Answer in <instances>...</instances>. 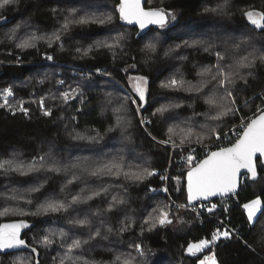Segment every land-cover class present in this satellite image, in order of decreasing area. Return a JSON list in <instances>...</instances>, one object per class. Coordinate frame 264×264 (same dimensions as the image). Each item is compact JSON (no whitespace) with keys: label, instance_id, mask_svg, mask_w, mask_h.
<instances>
[{"label":"trees","instance_id":"trees-1","mask_svg":"<svg viewBox=\"0 0 264 264\" xmlns=\"http://www.w3.org/2000/svg\"><path fill=\"white\" fill-rule=\"evenodd\" d=\"M118 4L117 0H19L15 6L0 7V17L4 18L0 21V63L4 64L0 65V93L5 88L13 90V96L7 98L9 107L0 108V162L11 160L13 167L23 164L27 170L33 163L40 168V157H45V168L62 169L59 173L40 170L27 175L0 170V224L23 220L31 226L23 229L22 239L28 247L10 255L0 254V264H61L62 258L70 264L65 253L73 239L88 240L71 253L75 264H122L129 254L132 264H199L213 253L219 264H264V215L259 216L256 228L249 234L247 225L242 227L243 209L237 206L256 196L264 201L263 168H258L257 182L242 181L238 196L226 200L230 202L226 209L199 221L170 203L186 205L184 177L190 170L188 157L200 162L203 158L198 147L215 140L209 134L200 142L193 137L181 145L185 134L182 129L193 127L207 132L215 127L223 135L241 124L242 119L253 117L258 105L264 106V63L257 61L252 69L239 68L237 64L242 57L251 58L250 54H264V28L252 25L243 15L247 11L264 12V0H147L146 9L164 8L175 19L170 16L169 27L151 30L138 40L137 30L120 22ZM83 16L86 23L79 22ZM100 20L105 23L100 24ZM26 35L35 37L28 43L32 46L17 47ZM101 41L116 46L98 47ZM153 44L155 51L149 48ZM205 48L209 51L205 52ZM217 53L225 56L220 62L225 71L253 73L248 77L246 92L237 93L242 111L223 121L210 119L219 111L207 102L213 98L210 89L215 90V82L201 93L188 90V82L195 86L211 79L198 72L211 69L212 74L216 73ZM45 55L53 57L52 66L45 64L46 59L42 64ZM133 64L135 67H131ZM140 75L148 78V91L146 103L137 113L129 94L133 100L139 98L129 78ZM173 77L185 81L179 91L161 86ZM238 86L244 87L241 82ZM77 88L82 95L65 103L61 93ZM220 95L222 92L217 93ZM254 95V103L243 107V101ZM41 99L51 116L42 114ZM20 102L28 115L18 110ZM0 104H5L3 95ZM175 104L182 107L163 115L157 112ZM9 108L16 109L15 114ZM118 115L125 124L109 131L116 125ZM141 118L150 123L142 126ZM77 136L83 138H74ZM169 136L168 144L158 143ZM121 157L125 171L131 165L133 171L148 168L156 174L143 181L125 180L123 175L119 179L89 175L99 164L119 161ZM166 176L169 197L158 193L164 186L161 177ZM178 179L181 186L175 182ZM105 188L107 193L103 192ZM93 190L100 195L72 204L74 196L83 201L93 195ZM113 197L125 203L106 212ZM49 200L68 207L44 214L42 205ZM160 209L169 211L173 223L157 225L149 231L151 217ZM71 220L89 223L81 227ZM124 227L128 230L121 233ZM108 228L112 231L108 232ZM217 229L239 230L251 248L235 240H220L200 255L188 256L189 244L211 240ZM96 230H100L101 237L89 240ZM62 232L67 236L62 237ZM46 236L52 240L51 245H45ZM134 244L141 245V253L130 247ZM32 248L37 251L33 253Z\"/></svg>","mask_w":264,"mask_h":264},{"label":"snow or ice","instance_id":"snow-or-ice-1","mask_svg":"<svg viewBox=\"0 0 264 264\" xmlns=\"http://www.w3.org/2000/svg\"><path fill=\"white\" fill-rule=\"evenodd\" d=\"M18 0H2L0 3V7H4L11 3H16ZM117 10L119 12L120 20L126 21L128 23L135 22L139 25L140 29L143 30L147 25H158L160 28H164L168 23V18L171 16L172 19H175L174 14L171 11H166L164 8H149L145 9L142 6L141 0H120V3L117 6ZM216 11V10H212ZM244 17L257 28H264V12L257 11H247L243 13ZM4 19L0 17V20ZM111 17H107L108 22L111 21ZM80 23H86V20L79 21ZM100 24H104L105 20H100ZM68 25L65 23L64 28L67 29ZM139 35V34H138ZM142 38V37H141ZM35 39V37H33ZM59 39V36L56 37ZM120 39H123L122 37ZM17 47L24 49L30 47L32 45L28 43L17 44ZM98 47H107L109 49L115 47V44H107L106 42H98ZM195 47L194 45H191ZM233 47H239V45H234ZM149 48L152 51L156 50L155 45H149ZM205 52L209 51V48L204 49ZM168 53H165L167 55ZM217 64L215 65L216 73L212 74L211 69H206L202 72H198V75L201 77L211 76L210 80L202 81L201 83L193 86L190 82L189 91H194L196 93H201L205 88H208L210 84L214 83V91L210 89L212 92V97L207 102L211 107H215L218 109V113L214 116H211L210 119L216 121H223L225 118L229 116H236L238 113L242 111L241 106L238 104L237 93L246 92L249 87L248 77L253 76L252 72H248L247 75H240L239 71L236 72H227L224 70V66L220 63L225 60V56L217 53ZM248 56L242 57L238 62L239 68L244 69H252L256 66L257 61L260 63H264V54L262 55H254L250 54ZM45 59L52 60V56H46ZM131 67H135L133 64ZM104 75H109L110 73H103ZM130 80L133 81V91L139 100H132V104H136V112L139 113L140 109L144 107L146 103V93L148 91V78L146 76L140 75L134 78L130 77ZM238 82H241L244 87H239ZM59 83H63L60 81ZM185 84L183 80H177L175 77L170 78L168 81L163 83L161 86L163 88H168L172 90L179 91L181 87ZM222 92V95L217 96V93ZM82 95L80 90L73 89L71 92L61 93V96L65 103L76 95ZM0 95H3L5 98V104H0V108L9 107L7 104V98L13 96V90L11 88H5ZM255 95L253 98L245 99L243 101V107H250L252 103H254ZM40 106L43 110L42 114L45 116H51V110L44 109V101L41 99ZM123 107V105L121 106ZM182 107V105L175 104L172 105L171 108H161L158 109L157 112L160 115H163L165 112H169L171 110ZM13 114H15L16 109L9 108ZM20 112L24 115H28V109L23 107V102H20V106L18 108ZM79 111V110H78ZM157 115V113H153V116ZM207 115V114H206ZM116 125L109 128V131H114L116 128H120L125 124V121L119 115L116 118ZM141 125L143 126L146 123H150V121L141 120ZM241 127L243 128L242 132H239L238 138L234 143H231L229 147H222L217 151H212L210 154L206 155V157L201 160L195 166H191L193 163L192 156L188 157V163L190 165V170L187 172V201L190 205L194 200L199 199H208L212 196H226L230 193H235L238 187V174H241L242 169H246L247 173L244 174L246 179L256 180L258 178L257 172V164L254 158L259 159V157H264V106L258 105L257 112L253 114V117L250 119H242ZM171 132V129L169 130ZM185 132L183 138L180 143L183 145L185 141L191 142L192 138L195 137L197 142H200L206 135H214L217 141L221 138V133L215 127L209 128L207 132L204 129H200L199 131L194 130L193 127H188ZM151 135V133H148ZM77 139H82L83 137H74ZM155 139V137H152ZM171 141V136L169 139L158 141L161 144H168ZM173 146L176 145L173 142ZM259 154V157H257ZM49 156L52 153L48 154ZM45 157H40V168H37L35 163L30 164L25 170V166L23 164H18L16 166H12L13 162L11 160L0 162V170L5 173L17 172L20 175H27L29 172L33 171H55L59 173L62 169L59 167L56 168H45L44 167ZM8 165V167H5ZM73 167H77V165H73ZM124 162L123 157L117 161L116 159L110 160L106 163L99 164L94 170L89 172L90 176L93 177H101V176H112L116 179H119L121 175H123L125 180L131 181H143L146 177L153 176L156 174L155 170H150L148 168H137V170L133 171L131 165L128 166V170H124ZM260 167H264V164H261ZM66 170V169H64ZM247 174H251L250 177ZM74 179L78 180L79 177H74ZM161 179H166V177H161ZM71 183V181H69ZM32 191H38V189L33 188ZM83 191V190H82ZM108 189H103L104 193H107ZM162 191H167V189H162ZM100 195V192L93 190V195H89L85 198V200H81L78 196H74L72 199V204L77 203H85L87 200L93 199L94 196ZM31 203V201H28ZM124 200L117 199L113 197V203L109 204V206L105 209L106 212H111L116 208V205L124 204ZM238 207H242L243 212L242 216V227L243 224L247 225V232L249 234L256 228L259 222V216L264 215L262 212V208H264V201L260 198V196H256L248 202H245L242 206L237 205ZM68 207L65 203L49 200L44 205H42V210L44 214L47 213H57L61 210H64ZM178 207L185 208L187 205L181 204ZM217 205L213 204L211 208H208L207 211L212 213L216 209ZM151 224L149 227V231L155 229L157 225L165 226L173 223V220L170 218L169 211L164 209H160L156 215L151 217ZM70 223L79 225L81 227L87 226V220H71ZM101 223H104L101 221ZM147 223V221L145 222ZM31 226L25 221L21 220L15 223L8 224H0V250H11V249H19V248H27L25 240L21 239V229H27ZM127 227L121 228L120 232L123 233L127 231ZM112 229L108 228V232H111ZM62 237H66V233H61ZM98 237H101L100 230H96L94 234L89 235V240H94ZM103 238H107L106 236ZM232 241L242 242L246 248H251L248 245L247 240L244 236L239 234V230L237 231H229L224 230L223 232L219 231V229L215 230L212 234V239H201L198 243L189 244L186 251L191 255H195L196 253L202 252L205 248H207L210 244H217L218 241ZM45 245H51L53 242L47 236L44 237ZM88 243V240H80L73 239L72 243L68 246L67 252L65 253V258L70 262V264H75V259L71 256V253L74 250L80 249L83 244ZM63 246V245H62ZM130 247H133L136 252L141 253V245L134 244ZM31 251L35 253L37 251L36 248H32ZM3 255H10L11 253L8 251H4L0 253ZM116 259L121 260L120 256H117ZM38 264V262H37ZM61 264H65L64 258L61 259ZM84 264H88L87 261ZM122 264H132V258L129 254V258L123 260ZM199 264H219L215 253L211 256L205 257V259L199 260Z\"/></svg>","mask_w":264,"mask_h":264},{"label":"water","instance_id":"water-1","mask_svg":"<svg viewBox=\"0 0 264 264\" xmlns=\"http://www.w3.org/2000/svg\"><path fill=\"white\" fill-rule=\"evenodd\" d=\"M118 3H120V0H117ZM146 2L147 0H141V3H142V6L145 8V5H146ZM146 9V8H145ZM118 15H119V12H118ZM119 19H120V16H119ZM120 22L125 26V27H128V28H131V29H134V30H137V36H136V40H138L140 37L146 35L149 31L151 30H158V29H163V28H160L158 25H152V24H149L146 26L145 29L141 30L139 25L136 24L135 22H132V23H128L126 21H122L120 20ZM169 18H168V23L167 25L164 27V28H167L169 27ZM139 34V35H138ZM257 157H259V154H257ZM255 159V162L257 164V172H258V168L260 167L261 164H264V157H259V159L257 158H254ZM203 160V159H202ZM264 169V167H261ZM247 173V170L246 169H242L241 170V174H238V187H237V191L235 193H230V194H227L226 196H212V197H209L208 199H199V200H194L190 205L188 204V201H187V191H186V188H187V173L185 174V177H184V183H185V195H186V205L187 207L185 208H193L197 205H203V206H208L212 203H215V202H220V201H225V200H228L230 198H235L236 196H238L239 192H240V188H241V185H242V180L245 178V175ZM249 177L251 174H247ZM246 179V178H245ZM259 179V173H258V178L256 180H251V179H247L249 183H255L257 182ZM23 229H21V236L20 238L22 239L23 237ZM21 250V248L19 249H11V250H0V253H3L4 251H8L10 252L11 254L13 253H17ZM203 251V250H202ZM187 252V251H186ZM202 252L200 253H196L195 255H200ZM188 255H191L189 253H187ZM193 256V255H192Z\"/></svg>","mask_w":264,"mask_h":264},{"label":"built area","instance_id":"built-area-1","mask_svg":"<svg viewBox=\"0 0 264 264\" xmlns=\"http://www.w3.org/2000/svg\"><path fill=\"white\" fill-rule=\"evenodd\" d=\"M49 56H51V55H49ZM19 59H18V62H20ZM53 61H54L53 59L52 60L46 59V64L51 65L53 63ZM96 75L100 76V74H96ZM242 131H243V128L241 127V124H239L237 127L233 128L232 130L228 131L227 133L221 135V138L219 141H217V139L215 137L214 142L207 144V145H204V146H199L198 149L200 150V154H201L202 158L204 159L206 157V155L210 154V152H212V151H217L222 147H229L230 144L234 143L235 140L238 138L239 132H242ZM198 163H199V161L194 160L191 166L194 167L195 164H198ZM167 181H168V176H166V179H163L164 186L162 188H160L158 193L160 195L169 197L168 191H162V189H167V183H168ZM170 203L172 204V206L179 208L178 206H176L171 201H170ZM205 207L206 206H203V205H197L193 208H181V209L186 211L187 213L191 214L192 216L195 217L196 220L199 221L202 218H204L205 215H207L205 210H204Z\"/></svg>","mask_w":264,"mask_h":264},{"label":"rangeland","instance_id":"rangeland-1","mask_svg":"<svg viewBox=\"0 0 264 264\" xmlns=\"http://www.w3.org/2000/svg\"><path fill=\"white\" fill-rule=\"evenodd\" d=\"M19 1V0H18ZM163 0H154V2H162ZM0 3H2V0H0ZM17 3V2H16ZM14 5L15 6V3H11V4H9V5ZM6 8V7H5ZM0 15H1V13H0ZM82 20H85V18H84V16H83V18H82ZM0 21H3V19L2 20H0ZM16 30H18V27H16L15 28V31ZM21 30V29H20ZM189 31V30H188ZM192 37V36H191ZM31 38H33L31 35H26V36H24V38L22 39V43H25V42H27V43H30V40H31ZM159 39V38H158ZM45 57H46V55L42 58V64L44 63V61H45ZM19 59V58H18ZM20 60V59H19ZM177 60H179V59H177ZM21 61V60H20ZM175 63H178V62H176L175 61ZM54 64V61H53V63L50 65V66H52ZM0 65H4V64H2V63H0ZM172 71H170V73H171ZM206 77H208V76H206ZM136 95V94H135ZM129 96H130V99H131V101L133 100V98H132V96L129 94ZM134 106H136L137 107V105L136 104H133ZM141 120H142V118H141ZM209 144V143H208ZM204 145H206V144H204ZM203 145V146H204ZM200 146H202V145H200ZM243 180H245V178L243 179ZM242 180V181H243ZM176 182V184L178 185V186H181L182 185V183H181V180L180 179H178V180H176L175 181ZM212 205L213 204H210V205H208V206H206L205 208H204V210H205V212H206V214H210V215H214L216 212H218V211H220L221 209H226L229 205H230V202H228V201H222V203L220 204V205H217V207H216V209L212 212V213H209L208 211H207V209L208 208H211L212 207ZM17 212H20V211H17ZM172 220H173V218L172 217H170ZM223 232V231H222ZM210 246L211 245H209L207 248H205L203 251H202V253L203 252H205L206 250H208L209 248H210ZM188 256H191V257H194V256H196V255H188Z\"/></svg>","mask_w":264,"mask_h":264},{"label":"bare ground","instance_id":"bare-ground-1","mask_svg":"<svg viewBox=\"0 0 264 264\" xmlns=\"http://www.w3.org/2000/svg\"><path fill=\"white\" fill-rule=\"evenodd\" d=\"M45 64H46V61H45ZM47 65V64H46ZM202 222V221H201ZM221 224V223H220Z\"/></svg>","mask_w":264,"mask_h":264}]
</instances>
